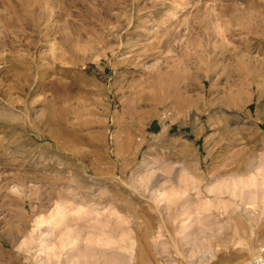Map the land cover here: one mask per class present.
Here are the masks:
<instances>
[{
  "label": "rangeland",
  "instance_id": "1",
  "mask_svg": "<svg viewBox=\"0 0 264 264\" xmlns=\"http://www.w3.org/2000/svg\"><path fill=\"white\" fill-rule=\"evenodd\" d=\"M0 264H264V0H0Z\"/></svg>",
  "mask_w": 264,
  "mask_h": 264
}]
</instances>
